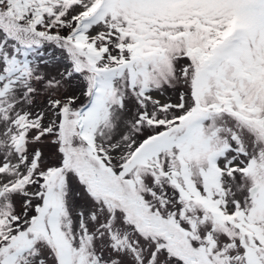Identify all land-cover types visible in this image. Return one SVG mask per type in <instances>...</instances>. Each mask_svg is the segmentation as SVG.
Returning <instances> with one entry per match:
<instances>
[{"label": "snow or ice", "instance_id": "snow-or-ice-1", "mask_svg": "<svg viewBox=\"0 0 264 264\" xmlns=\"http://www.w3.org/2000/svg\"><path fill=\"white\" fill-rule=\"evenodd\" d=\"M0 264H264V0H0Z\"/></svg>", "mask_w": 264, "mask_h": 264}]
</instances>
